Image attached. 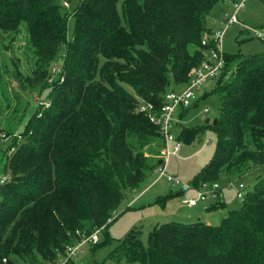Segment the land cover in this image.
Listing matches in <instances>:
<instances>
[{"label": "trees", "instance_id": "1", "mask_svg": "<svg viewBox=\"0 0 264 264\" xmlns=\"http://www.w3.org/2000/svg\"><path fill=\"white\" fill-rule=\"evenodd\" d=\"M236 1L0 0V31L15 34L23 25L35 58L32 76L24 78L0 64L1 93L14 92L5 88L4 71L20 90L40 89L37 96L47 102L25 121L29 104L19 114L15 94L0 129V168L7 177L0 185V264H17L14 257L48 264L76 231L109 225L125 194L140 188L159 162L161 138L137 112L139 101L158 107L167 88L189 81L202 61L200 38L212 30V8ZM58 57V78L41 86ZM237 58L225 54L226 76L212 89L220 108L216 125L205 126L216 133V147L187 182L191 190L221 183L247 164H264V54L243 56L231 72ZM199 130L180 125L178 139L189 144ZM221 206L216 201L208 209ZM112 246L107 259L115 264H264V178L218 225L167 222L152 228L145 245L131 230Z\"/></svg>", "mask_w": 264, "mask_h": 264}, {"label": "rangeland", "instance_id": "2", "mask_svg": "<svg viewBox=\"0 0 264 264\" xmlns=\"http://www.w3.org/2000/svg\"><path fill=\"white\" fill-rule=\"evenodd\" d=\"M55 1L60 2V0ZM239 1L237 0L235 3ZM71 7L72 5L69 4L67 13L71 14ZM234 12L232 2L217 3L210 12L208 24H215L214 28L222 31L224 23L220 21V18L223 19L225 15L230 16ZM236 15L238 23L228 26L221 40L222 50L225 54L239 56V58L230 62L231 72L234 71L235 65L242 60L243 56L264 54V39H259L252 32L247 31V28H251L264 32V0H244L243 7L238 10ZM71 18H69L67 25L68 37H70L74 25ZM18 30L15 34L0 31V64L7 63V72L16 73L17 70L24 78L25 76H32L35 58L23 25ZM61 61V58L58 57L56 61L46 67L41 86L49 87L58 78ZM1 75V79L8 82V87L5 88L9 91L14 90V92H8L9 95L6 96L2 95L0 90V129H3L8 122L6 116L13 110L12 106L17 101L15 94L18 95L20 100L18 103L19 114H23L25 105L29 104L25 121L38 105L47 102L45 96H37V91L40 89L24 88L22 91L13 76L5 75L4 71H1ZM216 81H209L202 85L196 103L186 110L181 118V125L200 128V130L192 142L182 144L180 152L169 158L166 175L178 180L180 185L167 182L165 178L155 181L156 175L153 174L140 188L127 192L116 209L112 221L100 233L99 243L107 239L110 241L95 248L87 245L85 253L80 257L77 264H115L107 259V254L113 247L112 243L116 240H122L131 230H138L140 240L145 245L152 228L163 223L179 222L189 224L202 222L208 225H218L222 218L228 214V211L240 207L241 200L237 199L235 195L238 187L243 186L246 193L254 188L259 179L264 178V164L261 166L247 164L245 168L236 173L233 171L228 172L232 176L219 183L222 188V198L217 202H223L224 206L211 210L208 209L210 204H215L216 201H199L195 206H189L182 202V200L194 198V190H188L180 196H174L182 188V184L192 181L198 172L212 159L216 147V133L211 127L205 125H211V121L217 118L219 113L220 102L216 93L212 92ZM171 88L179 89L181 86L171 85L167 89ZM203 92H206L207 96L201 98ZM204 108H207L209 112L204 113ZM205 119H209L210 122L205 124ZM1 134L4 136L3 133ZM11 137L12 135L5 138L3 142H8ZM2 172L0 168V179L4 177ZM14 260L17 264H25L15 257ZM40 262L41 260L38 259L37 264H40Z\"/></svg>", "mask_w": 264, "mask_h": 264}, {"label": "built area", "instance_id": "3", "mask_svg": "<svg viewBox=\"0 0 264 264\" xmlns=\"http://www.w3.org/2000/svg\"><path fill=\"white\" fill-rule=\"evenodd\" d=\"M63 7L68 8L69 3L63 1ZM244 0L233 4L235 12L228 16L225 15L221 22L224 23L222 31L212 29L210 31L203 32L200 38V44L202 50V61L198 67H196L190 76L189 81L179 89H170L164 93L161 104L156 107L153 104L139 101L137 112L143 114L151 124L157 127L159 136L161 138V147L157 156L159 162L154 170L156 175L155 181L165 178L167 182L173 184H179L178 180L173 177L167 176L166 171L168 168V161L171 156L177 155L182 147L181 141L178 139L179 128L181 125L180 114L190 109L196 103L198 99V92L202 85L206 82L218 80L224 74V68L226 65L225 53L222 50L221 40L223 33L228 26L237 24L236 13L243 7ZM245 27V26H244ZM247 31L253 33V35L259 39H264V32L247 28ZM198 96V97H199ZM194 101V102H193ZM193 102V103H192ZM207 108L204 109V113H208ZM6 176L0 179V185L6 180ZM182 187L188 190L190 186L185 183ZM195 197L187 200H182L183 203L189 206H195L199 201H220L222 198V188L219 183H213L211 185L203 184L200 189L194 190ZM237 199H243L245 190L243 186H239L235 192ZM113 216L107 220V223L112 221ZM104 226L95 229L90 234H86L82 231L75 232V240L64 247L63 252L58 253L56 258L48 264H77L80 257L85 253L87 245H96L99 242V236Z\"/></svg>", "mask_w": 264, "mask_h": 264}, {"label": "water", "instance_id": "4", "mask_svg": "<svg viewBox=\"0 0 264 264\" xmlns=\"http://www.w3.org/2000/svg\"><path fill=\"white\" fill-rule=\"evenodd\" d=\"M209 122H210L209 119H205V121H204L205 124H208ZM216 123H217V118H215V119H213V120L211 121V124H212L213 126H215Z\"/></svg>", "mask_w": 264, "mask_h": 264}, {"label": "crops", "instance_id": "5", "mask_svg": "<svg viewBox=\"0 0 264 264\" xmlns=\"http://www.w3.org/2000/svg\"><path fill=\"white\" fill-rule=\"evenodd\" d=\"M221 19H222V18H220V21H221ZM210 25H211V27H210ZM210 25L208 24V26H209L211 29H215V28H214V25H215V24H211V23H210ZM205 95H206V92H203V93L201 94V98H204ZM204 109H205V108H204Z\"/></svg>", "mask_w": 264, "mask_h": 264}]
</instances>
